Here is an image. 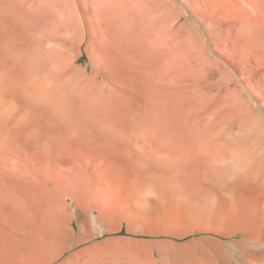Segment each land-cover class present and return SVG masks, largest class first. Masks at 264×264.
Listing matches in <instances>:
<instances>
[{"label":"rangeland","instance_id":"374dc122","mask_svg":"<svg viewBox=\"0 0 264 264\" xmlns=\"http://www.w3.org/2000/svg\"><path fill=\"white\" fill-rule=\"evenodd\" d=\"M68 1L71 10L0 0V33L30 38L50 70L64 67L119 89L134 120L160 89L220 85L264 108V0ZM144 49L165 63L157 81L142 70ZM24 95L0 88V264H161L159 252H180L182 243L184 263L205 264V233L178 238L139 217L140 161L121 146L81 144ZM41 147L50 157L40 156Z\"/></svg>","mask_w":264,"mask_h":264},{"label":"bare ground","instance_id":"6f19581e","mask_svg":"<svg viewBox=\"0 0 264 264\" xmlns=\"http://www.w3.org/2000/svg\"><path fill=\"white\" fill-rule=\"evenodd\" d=\"M44 1L71 10L68 0ZM15 39L25 43L7 42ZM29 42L0 33V88L23 92L42 117L56 127L64 124L81 144L121 146L140 161L139 217L150 229L178 238L205 233L199 240L207 260L196 258L201 263L264 264V108L254 98L220 85L188 93L160 89L155 105L134 120L131 100L119 89L93 78L87 82L64 67L50 70ZM140 56L146 77L157 81L165 63L145 49ZM177 98L187 107L177 105ZM44 147L39 154L48 158ZM180 252L160 251L159 262L187 264Z\"/></svg>","mask_w":264,"mask_h":264}]
</instances>
